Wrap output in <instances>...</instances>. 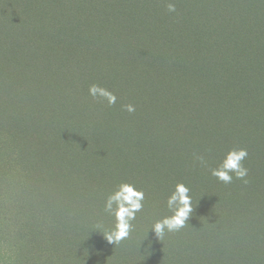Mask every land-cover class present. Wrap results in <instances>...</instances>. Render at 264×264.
<instances>
[{
    "label": "trees",
    "instance_id": "trees-1",
    "mask_svg": "<svg viewBox=\"0 0 264 264\" xmlns=\"http://www.w3.org/2000/svg\"><path fill=\"white\" fill-rule=\"evenodd\" d=\"M23 1L25 5L22 6L20 3L23 2L19 3L18 0H3L5 9L10 12V15H3V23L6 25L16 14L12 26L21 25L22 21L23 26L18 36H9L0 28L4 40L0 43V64L2 55L6 56L4 60L7 59L11 50L32 57L39 52L61 55L62 52H73L75 48L85 51L87 44L97 43L99 25L114 21L107 15V0L101 2L102 11L106 12L105 21L89 16L88 10L94 7L92 2L96 0ZM151 1L153 3L155 0H148L147 7ZM159 1L158 6H162L163 0ZM192 3L199 9L194 14L200 21L204 20L199 28L194 26L193 35L184 31L186 21L191 16L180 21L177 16L169 15L167 25L160 23L156 26L151 21L148 24L141 21L135 0H125V5H117L116 9L121 15L133 10L134 16L129 17V24L141 27L139 32H134L136 28H129L121 22L125 37L148 31L155 36L153 44L166 50L184 48L188 42L194 45L196 39L201 47L209 48L203 52V58L197 57L198 52L194 54L189 69L196 60L199 62L196 70L201 72L212 69L216 62L221 61V49L225 46L222 47L219 40L208 42V34L219 13L227 27L225 31L229 33L225 36L237 33L252 37L264 53V0H192ZM236 4L240 9H235ZM226 7H230V10L223 11ZM78 8L86 9L81 13L83 22L73 13ZM238 10L242 12L237 13ZM192 49L196 50V47ZM4 60L0 78L8 71ZM249 63L250 66L259 64ZM260 69L255 68L254 73H260ZM174 72L176 77L182 74L180 70ZM245 74L244 78L235 80L234 91L226 88L220 90L217 85L213 87V93L200 94L201 104L186 96L172 101L169 99L172 95L154 87H141L140 94L128 103L135 107L134 112H127L122 100L119 106H107L108 120L102 124L93 119L82 123L81 131L73 138L77 146L85 142V149L79 148L77 152L82 157L80 162L74 148H68L63 141L43 143V136L56 125L58 118L44 120L45 133L42 135L39 132L40 136L35 138L36 162L42 164L50 161L55 164L58 157L63 165L68 163V169L65 172L56 163L53 171L47 170L34 176L39 187L36 200L26 207L23 217L16 220L28 252H21L17 243H12L0 232V264H21L26 258L27 264H264V97L249 95L245 88L255 78L249 72ZM145 78L152 77L146 74ZM6 79L15 81L14 78ZM239 84L244 88V93L240 92ZM14 90L11 88L8 97L0 94V132L3 127H11L14 137L19 139V127L22 129L26 124H22L19 117L21 112L14 101ZM24 100L29 104L32 102L27 96ZM14 114H18V117L14 118ZM6 115L8 120L3 118ZM247 116H253L262 124L245 128L246 120L242 118ZM165 128L174 137L173 154L187 147L195 157L197 154L204 157L206 164L194 162L192 157L180 162L176 168H170L165 176L158 177L163 166L158 155L162 152L156 149L153 141L159 138L158 134L160 137L165 135ZM90 138L91 143L86 149V140ZM30 139L33 141L34 138ZM239 148L248 152L242 162L248 170L245 177L247 183L241 180L248 203L243 204L235 199L230 210H225L219 197L229 186L211 174L207 177L202 167H208V170L217 168L230 149ZM13 158L14 165L23 159L18 155ZM107 161L118 165L111 170ZM124 181L135 187L138 185L137 189L145 194L144 207L137 213L136 220L132 222L133 229L125 239L128 242L135 240V246L123 248L121 254L115 251L89 253L93 249H89L87 254V249L78 247L82 241L101 240L102 247L106 248L103 235L112 230L114 218H107L103 202L114 191V186ZM177 183L189 187L193 212L180 231L166 233L159 240L148 229L155 221L171 215L166 200ZM232 196L234 194L226 192V197L222 196L221 200L227 202ZM199 217L207 220V230L218 236L217 242L201 236L198 230L202 229L190 225L191 219L198 220ZM193 234L196 236L191 238ZM189 237L190 243L193 241L190 248Z\"/></svg>",
    "mask_w": 264,
    "mask_h": 264
},
{
    "label": "rangeland",
    "instance_id": "rangeland-1",
    "mask_svg": "<svg viewBox=\"0 0 264 264\" xmlns=\"http://www.w3.org/2000/svg\"><path fill=\"white\" fill-rule=\"evenodd\" d=\"M18 1L19 3L23 2L20 3L23 6L24 1ZM135 1L138 5L136 11L140 14L139 18L145 24L151 21L152 25L157 26L162 23L165 26L169 23L167 19L170 16H177L180 21L191 16L188 19L189 22L186 21L187 26L184 31L193 35V32H195L194 26L196 25L199 28L204 21H200L199 17L194 14L198 13L199 9L196 8V4L192 3V0H172L176 5L175 13L167 11L169 0H163L162 6H158L159 0H155L153 3L151 1L149 5L151 9L147 7L148 0ZM101 2L102 0L92 2L94 7L88 10L91 19L107 20L106 12L103 13L102 11ZM107 2L109 8L107 15L110 19L114 18V21L110 24L102 23L99 25L100 34L96 38L97 43L94 45L87 44L85 51L75 48L73 52H62L61 55L39 52L34 53L32 57L11 50L5 60L4 57L6 56L2 55L0 71L3 67V60L8 71L7 75L0 78V94L2 93L8 97L11 88L12 90L15 88L14 101L17 102L18 110L21 112L19 117L22 124L26 125L22 129L19 127V139L14 137L11 127H3L0 132V232L11 239L12 243H17L23 253L28 252V250L26 243L23 242L25 238L22 232L19 231V222L17 221L23 217L22 214L26 212V207L36 200L39 187L33 179L34 176L41 175L47 170L53 171L56 163L65 172L68 169V166H66L68 163L63 165L58 157H56L55 164L50 161L38 164L35 159V156H37V140L35 138L40 136L39 132L44 135L46 126L44 120L49 121L50 117L55 118L57 116L56 125L45 133L43 143L47 144L46 141L55 140L63 141L68 145V148H74L75 155L80 151L79 148L83 147L82 150L85 149V142L78 146L73 143V138H76L81 131L82 123H86L87 119H93L99 124L108 120L106 111L109 105L107 101L93 99L88 92L90 85L97 84L113 92L117 100L111 106H119L122 100L124 101L122 105H128L130 99L140 94L141 87H154L160 92L172 95L169 97L172 101H175V98L181 99V96H186L201 104L203 101H199L202 100L200 94L213 93V87L217 85L220 90L226 88L234 91L236 88L235 80L244 78L245 73L249 72L255 80L245 89L250 93L249 95L264 97V89H262L264 87V59H262L264 53L261 52L252 37L240 36L237 33L225 36L228 31H225L227 27L224 26V21L220 19V13L215 17L217 21H213L211 33L208 34V36L210 35L208 42L219 40L222 47L225 46L221 49V61L216 62L212 69L201 72L196 70L199 67L197 60L190 69L188 67L191 62L190 59L193 58L195 53L198 52L197 57H202L203 52L209 49L201 47L197 39L194 40L196 41L194 45L188 42L184 48L180 47L170 51L154 45L153 37L155 36H151L148 31L125 37L121 22L127 24L129 28H136L134 32H139L141 29L139 26L129 24V17L134 16V11L129 10L126 15H121L116 6H124L125 0H107ZM235 9H240L238 4H236ZM85 10V8H78L73 11L77 19L82 20L80 22H83L81 13ZM227 10H230V7L223 9V11ZM241 10H238L237 13H241ZM4 14L10 15V12L5 9L3 0H0L1 30L3 29L9 36L20 35L18 32L23 26V21L21 25L12 26V22L16 19V14H13L10 21L5 25L2 20ZM121 16L128 17L121 19ZM2 42L4 40L0 35V43ZM194 47H196V50L192 49ZM104 58L106 59L103 60ZM249 61L258 62L259 64L250 66ZM255 68H261V72L255 74ZM178 70L182 71V74L176 77L174 71ZM146 74L152 78H145ZM118 76L120 77L118 78ZM6 78H14L15 81L10 82ZM176 78H179V80H176ZM238 87L240 92L244 93L242 85L239 84ZM215 91L217 93V90ZM25 96L32 100L30 104L24 100ZM1 102L0 99V108L2 106ZM116 108L120 109L119 107ZM13 117L17 118L18 114H14ZM3 118L8 120V115L3 116ZM242 119L246 120L245 128L247 129L253 128L255 124H262L257 119L255 120L253 116ZM10 123L15 124L12 121ZM70 123L71 125H69ZM39 128H42V130L40 131ZM169 133V129L165 128V135L160 137L161 135L158 134L159 138H155L153 141L156 149L162 152L161 155H158L160 161L163 162L158 177L165 176L170 168L173 166L176 168L180 162L189 160V158L193 157L194 162H199L196 157L200 155L197 154L195 157L187 150V147L181 149L179 153L173 154L174 137ZM30 137L34 138L33 141ZM90 143L91 138L86 140V149ZM17 155L23 159L21 163L14 165L13 157ZM76 158L78 162L82 161L80 154H77ZM6 164L9 165L6 167ZM107 165L111 170H114L118 164L107 161ZM207 168L202 167L207 172L206 176L209 177L211 171ZM123 183H126V181ZM118 185L114 186V190ZM227 185L229 187H224L226 190L224 189L223 194L219 197V202L224 205L225 210H230L229 208L233 204L232 201L235 199L242 201L243 204L248 203L247 192L244 191L245 185L241 184V180L236 179L234 174L232 182ZM226 192L234 194L227 202L225 199L221 200L222 196L226 197ZM81 202L83 201L81 200ZM104 204L105 202H103ZM105 214L108 219L113 218L106 212ZM190 225L201 228L202 231L198 230L201 232L200 235L206 236L209 241L217 242L219 239L218 236L207 230V220L203 217H199L198 220L191 219ZM195 236L193 234L191 238ZM104 240L106 248L102 247L101 240H95V242L82 241L78 247L84 248L83 250L87 249V254L89 249H93L89 253L94 254H97L95 252L108 253L109 251L121 254L123 248L135 246L136 242L133 239L130 242L123 240L115 246L109 244L106 239ZM192 244L193 241L190 243L189 237L188 248L192 247ZM93 247L97 250L94 251ZM21 264H27V258Z\"/></svg>",
    "mask_w": 264,
    "mask_h": 264
},
{
    "label": "clouds",
    "instance_id": "clouds-1",
    "mask_svg": "<svg viewBox=\"0 0 264 264\" xmlns=\"http://www.w3.org/2000/svg\"><path fill=\"white\" fill-rule=\"evenodd\" d=\"M167 11L169 13L176 12V5L172 0H169L167 4ZM88 92L93 99L106 100L109 106L116 103V95L100 85H90ZM123 107L129 113L135 111V107L131 104L124 105ZM247 155L248 152L244 148L230 149L219 166L210 169L211 175L216 177L219 181L229 184L232 182L234 174L236 179L247 183L245 177L248 174V170L242 163ZM196 159L202 165L206 164L204 157L197 156ZM189 193V187L183 183H177L166 200V205L171 215L155 221L148 229V232L152 230L156 237L162 240L166 233L180 231L193 212ZM144 198V192L138 190L130 183L119 184L107 197L104 204V211L114 218L112 230L103 235L109 244L118 245L121 241L129 237L133 229L132 222L136 220L137 213L141 212L144 207Z\"/></svg>",
    "mask_w": 264,
    "mask_h": 264
}]
</instances>
